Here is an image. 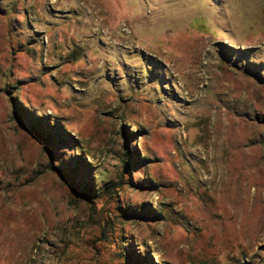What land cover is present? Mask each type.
<instances>
[{
  "label": "rangeland",
  "instance_id": "rangeland-1",
  "mask_svg": "<svg viewBox=\"0 0 264 264\" xmlns=\"http://www.w3.org/2000/svg\"><path fill=\"white\" fill-rule=\"evenodd\" d=\"M0 264H264V0H0Z\"/></svg>",
  "mask_w": 264,
  "mask_h": 264
},
{
  "label": "trees",
  "instance_id": "trees-1",
  "mask_svg": "<svg viewBox=\"0 0 264 264\" xmlns=\"http://www.w3.org/2000/svg\"><path fill=\"white\" fill-rule=\"evenodd\" d=\"M35 131L41 136V137H43L46 141H48V137L46 136H43L42 134H41V132H39V130L37 129V128H35Z\"/></svg>",
  "mask_w": 264,
  "mask_h": 264
},
{
  "label": "bare ground",
  "instance_id": "bare-ground-1",
  "mask_svg": "<svg viewBox=\"0 0 264 264\" xmlns=\"http://www.w3.org/2000/svg\"><path fill=\"white\" fill-rule=\"evenodd\" d=\"M109 33V32H108ZM108 33H105L104 34V37L108 40L112 39V36L108 35ZM212 178V177H211Z\"/></svg>",
  "mask_w": 264,
  "mask_h": 264
}]
</instances>
